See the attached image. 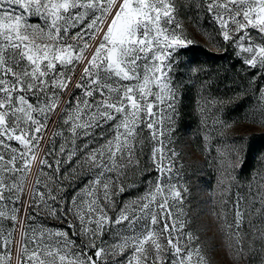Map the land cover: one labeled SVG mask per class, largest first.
<instances>
[{
	"label": "snow or ice",
	"instance_id": "snow-or-ice-1",
	"mask_svg": "<svg viewBox=\"0 0 264 264\" xmlns=\"http://www.w3.org/2000/svg\"><path fill=\"white\" fill-rule=\"evenodd\" d=\"M185 16L209 40L220 37L232 47L250 85L264 81V0H0V264H222L191 227L188 186L174 182L180 69L196 43ZM203 18L214 34L203 29ZM207 86L205 80L201 89ZM256 92L259 116L250 122L264 129V86ZM227 102L201 94L197 106L204 113ZM53 115L64 126L53 137L71 135V147L66 139L58 152L54 140L47 151L40 148L49 122L56 124ZM201 123L206 145L233 127L217 118L212 126ZM144 129L158 175L143 196L115 212V196L125 191L120 177L139 164ZM80 138L85 142L77 146ZM78 153L71 175L87 169L90 176L70 201L39 178L25 197L34 165L58 183L69 175H57L61 163ZM215 163L221 211L213 215L230 264H264V175L252 177L247 196L230 199L234 173L243 168L240 147H217ZM29 208L65 219L67 227L35 225Z\"/></svg>",
	"mask_w": 264,
	"mask_h": 264
},
{
	"label": "rangeland",
	"instance_id": "rangeland-1",
	"mask_svg": "<svg viewBox=\"0 0 264 264\" xmlns=\"http://www.w3.org/2000/svg\"><path fill=\"white\" fill-rule=\"evenodd\" d=\"M184 20L190 35L196 41L193 46L200 49L201 55L197 63H188L190 60L185 56L182 57L185 63L180 71L183 73L181 79H183L185 87L182 89L183 96L180 101L179 123L173 137V143L170 145L180 153L176 165L179 176L176 177L174 182L178 181L180 184H186L189 188L185 210L192 217L191 227L195 234L200 236L201 241H205L216 248L212 252L214 261L230 264L231 257L228 255V249L223 246L222 234L218 230L219 221L213 215V213L221 211V195L218 186L220 173L215 163L216 148L233 144L240 147L243 168L242 170L240 168L236 169L234 173L236 182L233 184L230 199L234 198L236 192L247 196L248 182L252 177L256 173L264 175V129L250 122L252 118L259 116V113L255 111L257 106L256 88L264 86V81H258L255 85H250V74L244 70V67L234 57L231 46L224 45L220 37L209 40L207 36L196 30L195 24L189 21L187 16L184 17ZM201 23L203 29L214 34L213 24L210 20L203 18ZM225 48H227V52L224 51ZM196 68H202L204 71L198 73L191 71V69ZM205 80L208 81V86L202 90L201 84ZM201 94L206 95L210 100L223 99L227 101L230 98V102L223 105L217 104L215 107L209 105L208 108L211 111L206 108L205 112L201 113L197 106ZM63 99H67V97H63ZM187 101L190 103L189 121L182 117V107ZM214 118L231 123L233 127L227 130L225 136H215L211 144L206 145L204 140L205 127L201 121L206 119L207 125L212 126ZM52 119L56 120V124L53 125L51 121L49 122V130H46L40 148L47 151L54 140L58 152L60 145L65 143L66 139L69 141L68 147H71V135L69 133L65 132L63 136L53 137V132L59 131L64 126L59 117L53 115ZM215 127L219 128V125ZM96 132L98 134L100 129H97ZM148 136V130L144 129L141 133V138L144 140L143 150L138 149L137 151L139 164L130 165L125 174L120 177V183L123 184L125 191L115 196V212H118L126 202L143 196L148 191L150 182L154 181L158 175L149 159L153 142L148 139ZM241 137L244 139H241ZM84 142L85 138L77 139L76 145L80 146ZM100 142L103 143V141ZM92 146L95 147V143ZM37 151H40V149H37ZM41 155H43V152H41ZM79 156L78 153L70 163H61L60 173L57 175L59 177H63L65 174L69 175L67 179H63L58 183L48 180L46 176H41L40 167L34 165L26 177L25 197L28 189L39 178L41 181L48 183V187L70 201L71 197L83 187L90 176L87 169H83L76 175H71L72 169L78 167L76 160ZM53 158V156L48 157L50 162L53 161ZM60 158L62 161L66 159V157ZM44 171L51 173L52 170L44 168ZM226 207L230 209L231 203ZM28 212L36 215L32 208H29ZM115 212L111 214L114 216ZM66 219L70 220L71 217L69 216ZM228 219L231 222L232 213L230 211ZM25 223L27 224L29 221L26 220ZM31 223L52 229L67 227L65 219H54L43 212L36 215L35 221ZM16 239H20L18 233ZM105 239L108 240L109 237L105 236ZM240 264H259V260L248 261L242 259Z\"/></svg>",
	"mask_w": 264,
	"mask_h": 264
},
{
	"label": "trees",
	"instance_id": "trees-1",
	"mask_svg": "<svg viewBox=\"0 0 264 264\" xmlns=\"http://www.w3.org/2000/svg\"><path fill=\"white\" fill-rule=\"evenodd\" d=\"M201 55L200 49L198 47H195L191 45L185 52V57L191 61V63H197L199 60V56ZM185 102V101H184ZM190 103L187 101L186 103L183 104L182 110V117L189 121V116H190Z\"/></svg>",
	"mask_w": 264,
	"mask_h": 264
},
{
	"label": "built area",
	"instance_id": "built-area-1",
	"mask_svg": "<svg viewBox=\"0 0 264 264\" xmlns=\"http://www.w3.org/2000/svg\"><path fill=\"white\" fill-rule=\"evenodd\" d=\"M80 71H81V67L78 65L76 68V73L79 74Z\"/></svg>",
	"mask_w": 264,
	"mask_h": 264
}]
</instances>
